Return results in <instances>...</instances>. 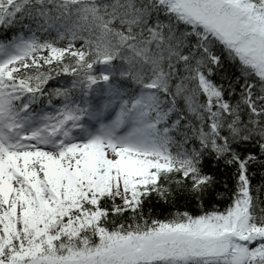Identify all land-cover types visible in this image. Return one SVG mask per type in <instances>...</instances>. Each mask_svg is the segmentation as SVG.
Segmentation results:
<instances>
[{"label": "snow or ice", "instance_id": "1", "mask_svg": "<svg viewBox=\"0 0 264 264\" xmlns=\"http://www.w3.org/2000/svg\"><path fill=\"white\" fill-rule=\"evenodd\" d=\"M0 264H264V0H0Z\"/></svg>", "mask_w": 264, "mask_h": 264}]
</instances>
